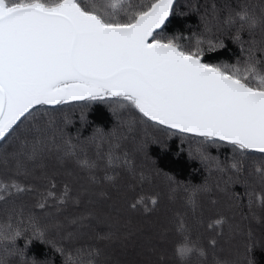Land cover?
<instances>
[{"label": "snow or ice", "instance_id": "snow-or-ice-1", "mask_svg": "<svg viewBox=\"0 0 264 264\" xmlns=\"http://www.w3.org/2000/svg\"><path fill=\"white\" fill-rule=\"evenodd\" d=\"M175 6L176 0H0V264H40L27 256L34 242L54 250L62 264H99L100 245L116 241L125 246L139 241L155 254L151 234L132 230L131 221L122 237L98 225L100 243L81 244L96 217L65 213L69 203L78 207L90 191L102 200L125 192L128 209L145 217L158 210L160 194L142 191L151 179L137 164L149 143L138 135L142 125L195 138L202 146L197 158L221 174L223 186L217 183L215 190L224 194L233 192L230 185L244 172L237 157L264 154V7L220 8L212 0L200 13L197 31L172 33ZM225 35L237 45L232 62L220 58ZM93 102L119 103L129 115L116 113L113 128H96L83 137L67 130V118L52 114L67 104ZM205 145L228 147L233 155L221 162ZM50 162L69 176L78 170L90 187L74 195L65 183L57 192L55 177L48 176ZM255 171L264 182V164ZM40 179L48 181L43 188L36 183ZM168 179L176 185L170 193L181 187ZM183 190L194 217L197 195L213 191L204 185ZM243 191L252 195L246 181ZM22 194L34 196L31 210L17 206L14 198ZM262 200L264 195L257 197ZM169 223L180 237L172 246L175 264H192L190 253L198 264H229L218 251L228 240L216 231L227 223L225 215L206 225L200 221L210 231L206 239H192L180 211ZM169 230L161 226V238ZM256 249V244L246 247L245 264H257ZM156 264H168L167 256L159 253Z\"/></svg>", "mask_w": 264, "mask_h": 264}, {"label": "trees", "instance_id": "trees-1", "mask_svg": "<svg viewBox=\"0 0 264 264\" xmlns=\"http://www.w3.org/2000/svg\"><path fill=\"white\" fill-rule=\"evenodd\" d=\"M133 2L140 3L141 0H133ZM211 2L212 0H176L175 14L172 17V23L168 26V31L172 33L197 31L201 27L200 13ZM215 3L220 8L226 4L235 7L242 3H248L256 7L257 10L264 7V0H215ZM197 7L199 11L196 10ZM244 38L247 39V34H244ZM224 40L227 48L220 58L232 62L237 54V45L232 43L226 35ZM116 113L125 117L129 115L128 110L121 108L119 103L105 104L100 102H93L89 105L83 103L67 104L57 108L52 114L58 120L67 118L71 122L68 124L67 130L73 135L80 132L83 137H88L96 128L105 131L113 128L114 121L117 119ZM81 117L85 119L82 121ZM138 135L141 139H146L149 142L147 154L137 157L138 166L151 173L150 182L144 186L142 191L145 194H160V200L163 199V203L159 205L158 210L150 217H145L128 209L127 204L130 198L126 196L125 192H113L111 199L102 200L90 191L87 195L80 197L81 203L78 207L69 203L65 213L79 215L92 212L96 217L91 222V226L84 229L83 237L79 241L81 244L98 245L100 243L96 239L98 225L104 230L111 227L113 231H119L122 237L125 232L124 226L131 221L128 227L132 230L151 234L156 252L155 254L147 253L139 241L128 242L127 246L120 241L104 243L100 245L102 255L99 258V264H128V262L146 264L148 261L151 264H156L159 253H164L167 256L168 264H175L172 246L180 237L176 231L171 230L172 225L169 223L175 211H180L188 219L194 240L198 237L206 239L210 234V231L206 230L200 221L206 225L211 218L221 214L225 215L227 223L217 227L216 231H224L228 242L223 245L222 249H218L219 254L227 259L229 264H245L246 247L256 244L255 259L257 264H264V255H262L261 250L264 248V200L257 201L258 196L264 195V182L261 181L259 174L255 171L256 167L264 164V154L249 152L242 157L238 156L237 158L244 163V172L240 182L230 185L233 192L224 194L215 190L217 183H221L223 186L221 174L215 168L209 169L197 158V149L202 146L195 138L172 135L166 130L153 128L147 124L141 126ZM128 147H132V145L129 143ZM203 147L211 157H217L221 162L233 155L230 148L225 146L205 145ZM189 149H193L194 154L189 153ZM72 171L73 175L69 176L63 167L49 163L48 176L55 177L57 192L63 190L65 183L69 184L72 190L75 187L74 195L79 194L82 187H90L86 175L76 169ZM168 177H172L181 186L174 193H170V189L176 185H170ZM245 181L252 193L251 196L243 191ZM36 183L43 188L48 181L40 179ZM201 185L212 188L213 191L208 195L203 193L197 195L198 210L196 217H194L191 212V205L186 203L188 193L183 188L184 186L193 188ZM236 193L240 194L235 195ZM170 194L173 197L171 200L168 199ZM231 196L235 198L230 199ZM14 199L18 201L17 206L23 205L26 209L31 210L35 198L31 194H22ZM213 199L217 201L216 204L211 203ZM89 200L95 202L89 203ZM11 205L12 201H9L8 205H4V207L8 208ZM40 219L43 222L46 217L41 216ZM161 226L170 229L163 238L159 234ZM55 239L59 242L60 237L56 236ZM18 243L22 246L24 240H20ZM139 248H141V253L138 252ZM27 256L29 258L34 256L40 264L41 262L43 264H62L63 259L47 245L39 242H34L31 245L27 250ZM189 258L192 264H198L194 254L190 253Z\"/></svg>", "mask_w": 264, "mask_h": 264}, {"label": "rangeland", "instance_id": "rangeland-1", "mask_svg": "<svg viewBox=\"0 0 264 264\" xmlns=\"http://www.w3.org/2000/svg\"><path fill=\"white\" fill-rule=\"evenodd\" d=\"M117 117V116H116ZM115 123H116V119H115V121H114ZM114 123V124H115ZM190 150V152L189 153H193L194 154V150L193 149H189ZM188 151V150H187ZM192 155V154H191ZM189 157H190V154H189ZM76 191V189H75V187H74V189L72 190V192L74 193ZM161 201V200H160ZM163 203V199H162V201L160 202V205ZM140 250H138V252L139 253H141V248H139ZM111 259L112 260H114V258L113 257H111ZM146 260V259H145ZM134 263V262H133ZM133 263H131V262H128V264H133ZM41 264H43V262H41ZM135 264V263H134Z\"/></svg>", "mask_w": 264, "mask_h": 264}]
</instances>
